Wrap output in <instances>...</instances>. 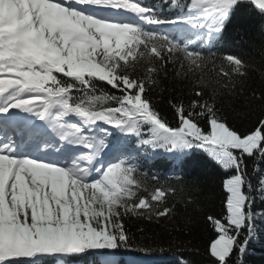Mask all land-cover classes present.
<instances>
[{
    "label": "snow or ice",
    "instance_id": "6c2138e0",
    "mask_svg": "<svg viewBox=\"0 0 264 264\" xmlns=\"http://www.w3.org/2000/svg\"><path fill=\"white\" fill-rule=\"evenodd\" d=\"M253 35L264 0H0V264L90 251L119 264L131 220L140 236L206 228V264H249L264 224V56L220 50ZM198 151L222 189L202 225L198 180L148 166L186 171Z\"/></svg>",
    "mask_w": 264,
    "mask_h": 264
},
{
    "label": "trees",
    "instance_id": "16d2710c",
    "mask_svg": "<svg viewBox=\"0 0 264 264\" xmlns=\"http://www.w3.org/2000/svg\"><path fill=\"white\" fill-rule=\"evenodd\" d=\"M148 2L160 5L162 0H148ZM262 43H264V37H260L259 35H253L251 38L243 36L231 40L220 51H236L245 58H251L259 63L261 56H264V51L261 50ZM167 98V92L155 96V99L159 101L160 107L165 111H167ZM234 122L238 126H246L247 124V121L244 119L234 118ZM166 163V158L161 156L157 157L155 161L149 162L148 166L153 172L166 177L170 182H175L177 174L183 176L186 180L189 178L198 180L200 185V203L195 205L194 211L192 209L189 210L198 224L202 225L203 218L197 215V213L220 211L222 199L221 173L208 162L204 154L197 152L193 158V163L188 165L186 171H173L169 169L166 172ZM187 173H193L194 175L189 177ZM182 222V220H179L175 225H165L167 231L164 228L152 227L147 230L146 235L140 236L137 232L138 221L131 220L129 221V225L131 231L136 233L137 243L131 250L121 249L111 255L117 258L119 264H128L126 262L127 258L138 259L141 257L154 259L155 264H177V261L180 259L193 261L194 264H206L205 245L210 235L208 229L203 227L194 228L191 236L185 235L177 239L175 229H178ZM185 233H187L186 229ZM258 233L257 239L253 241L251 246L250 251L252 255L249 257V264H264V224H258ZM169 234L172 235V240H169ZM179 243H183V247H177L176 245ZM169 244L172 246L169 247ZM161 247L163 251H161ZM105 255V253L90 251L77 257L65 258V264H101ZM46 264H56L55 258H48Z\"/></svg>",
    "mask_w": 264,
    "mask_h": 264
}]
</instances>
